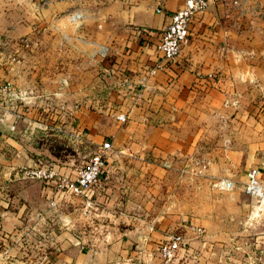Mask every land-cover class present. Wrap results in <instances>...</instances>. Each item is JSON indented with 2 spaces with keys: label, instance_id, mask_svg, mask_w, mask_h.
Masks as SVG:
<instances>
[{
  "label": "crops",
  "instance_id": "crops-1",
  "mask_svg": "<svg viewBox=\"0 0 264 264\" xmlns=\"http://www.w3.org/2000/svg\"><path fill=\"white\" fill-rule=\"evenodd\" d=\"M99 1L89 14L36 12L41 25L25 34L55 39L53 49L33 43L22 60L15 44L0 43V85L10 89L8 97L0 90V264H158L154 242L178 227L189 241L201 227L206 242L233 243L235 264H264V195L242 189L252 168L264 186V106L255 105H264V0H209L169 63L155 49L157 35L184 0ZM256 112L260 124L249 117L241 135L238 118ZM64 127L113 147L86 217L82 199L55 196L19 173L56 163L46 132ZM73 162L58 166L74 173ZM98 226L110 229L101 235ZM113 242L124 249L113 251ZM20 244L29 261L16 258Z\"/></svg>",
  "mask_w": 264,
  "mask_h": 264
},
{
  "label": "rangeland",
  "instance_id": "rangeland-1",
  "mask_svg": "<svg viewBox=\"0 0 264 264\" xmlns=\"http://www.w3.org/2000/svg\"><path fill=\"white\" fill-rule=\"evenodd\" d=\"M135 1L138 0H132V3ZM101 6H103V3H101L99 0H22V2L17 0H3V2H0V43L5 42L7 45L15 44L18 58L27 60V58H29L27 53L30 52L33 43H38V46L40 42L44 44H50L49 47H52V49L56 45V40L51 39L46 35L44 36L36 32L37 35H34L30 38V36H27V34H25L27 28L30 26H34L37 29L40 27L41 19L35 18V16H39V14H37L36 12H41L42 14L43 10L44 12L46 10H60V12L63 14H71L74 12L89 14L99 11ZM66 44L70 45V43L68 42H66ZM19 53L21 57L19 56ZM55 58L56 54H50L48 62L52 63L53 61H55ZM257 98L258 96H256L255 98L251 97L250 99L244 100L243 105L249 106L252 103L255 104V100ZM258 101L259 100H257V103L255 105L259 106V108L261 109L264 105L260 106V101ZM70 116L71 115H65L66 121H73ZM249 117H251L252 121L256 120L257 123L261 122L260 116H258V112H256V114L252 113L251 116H245V119L243 114L242 116L240 115L238 120L240 121L239 130L241 135H245L248 133L247 128ZM219 121L220 120L218 119L215 120V122ZM222 121L224 122L225 120L223 119ZM227 121L230 122L231 120L227 119ZM69 130H67V127H64L61 131L49 130L46 132V144L48 147L47 153L48 158H52V160H54L58 165H61L65 161H68V159H73V167L75 168L77 165L79 166L83 164L87 160V158L98 149L100 142H93V139H90L88 136L89 131H81L82 138H74L72 135H70L71 133L73 134L74 131ZM227 133L231 134L232 132L231 130H229ZM100 134L101 135L100 137H98V141H102L104 138H106L105 134ZM87 139L91 140L92 142H88ZM81 213L83 217H86L89 214V212H84L83 210H81ZM65 219L66 223H68L67 225H69L71 220L69 218ZM84 220L85 219H82L83 222ZM98 222L100 221L98 220ZM129 226L131 227V223L129 224ZM106 229L110 228L98 226L94 230H96L97 234L102 235L106 231ZM193 231L195 232V234L193 235H196V238L193 241L188 240L185 231H183V229L180 227L172 229L168 234H165L161 241L165 240V237L172 233H181L185 237L186 244L178 252L176 258L169 263H165L162 258L158 256V264H235L236 261H234L232 257L234 256L235 258L239 259L238 256H236L239 254V252L235 251L238 253H234L235 249L233 243H228L227 241L222 240L219 242H206L207 240L204 239V236L206 235L204 228L196 227L193 228ZM160 242H154L153 246L155 251H157ZM118 244L119 243L116 244L115 242H113L109 243L108 245H117L116 247L111 248L113 251H121L122 249H124V243L123 246H121L122 243L119 244V246ZM100 245L102 246L104 245V243H94V246L96 247H99ZM127 245L130 246L129 250H136L135 246L137 245V243H127ZM243 245L247 247L249 246V243ZM20 246L18 245L14 249L16 258H21V260L29 261L28 253L26 250L27 246L25 244H20ZM240 254L242 255L246 253L245 251H241ZM100 264H111V262L105 261L104 263ZM115 264H120V262ZM142 264H145V262H142Z\"/></svg>",
  "mask_w": 264,
  "mask_h": 264
},
{
  "label": "built area",
  "instance_id": "built-area-1",
  "mask_svg": "<svg viewBox=\"0 0 264 264\" xmlns=\"http://www.w3.org/2000/svg\"><path fill=\"white\" fill-rule=\"evenodd\" d=\"M209 4V0H184L181 9L170 15L169 23L158 33L155 49L161 59L165 62H174L180 54L182 45L187 39L193 19L203 14ZM157 13L162 9L158 6ZM100 56L107 55V47L100 48ZM15 58L12 57V60ZM150 73V72H149ZM209 74L208 77H211ZM127 78L122 80L126 83ZM143 85V82L141 83ZM0 90L8 97L10 89L8 84H1ZM117 120L126 121L124 113L116 115ZM113 149L111 141H103L96 151L87 160L74 169V173H64L58 164L51 161H39L34 166L22 168L20 174L23 178L40 180L44 185H49L55 196L77 197L83 200L82 210L89 212L93 206L92 195L103 189L101 175L106 168L107 154ZM222 185L226 188L234 187V183L225 179ZM243 191L253 197L261 198L264 195V186L259 178V170L252 168L247 174V181L242 185ZM186 244V240L181 233H172L158 245V254L165 263L173 261L178 252ZM23 264H30L25 261Z\"/></svg>",
  "mask_w": 264,
  "mask_h": 264
}]
</instances>
